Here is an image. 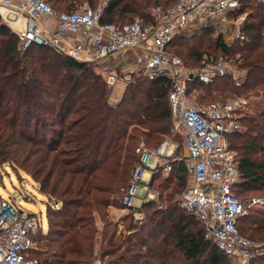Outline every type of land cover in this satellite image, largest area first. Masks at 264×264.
<instances>
[{"label":"trees","instance_id":"16d2710c","mask_svg":"<svg viewBox=\"0 0 264 264\" xmlns=\"http://www.w3.org/2000/svg\"><path fill=\"white\" fill-rule=\"evenodd\" d=\"M47 1L58 11H72L82 0ZM89 2L97 9L100 0ZM175 2L107 0L101 21L154 22L152 6L165 8ZM244 2L239 12L248 11L243 24L247 38L232 44L222 34L215 39L219 51L245 72L240 83L232 72L218 74L211 82H188L190 92L200 89L202 102L249 99L248 108H241L244 130L229 136L230 141L239 137L234 145L240 152L241 177L235 186L240 198L264 190V3ZM174 37L168 46L171 52ZM27 48H21L19 37L0 15V158L6 162L16 150L28 155L41 191L57 201V206H48V231L39 230L32 255L43 264H94L96 258L115 253L116 259L106 264H231L230 257L206 238L201 219L182 208L181 200L173 201L188 176L184 162L174 163L158 184L168 188L175 180L178 187L166 195L167 209H155L154 219L131 221L128 228L134 231L127 240L116 237L118 225L109 218L111 207H126L123 197L140 162L136 148L141 142L156 147L172 134V81L133 72L122 99L114 104L107 78L92 67L101 61L81 60L36 43ZM62 143L65 146L59 148ZM164 167L155 171L153 187ZM146 206L126 208L142 212ZM258 209L243 215L238 225L240 230L254 225L253 232L261 231L264 238V213ZM42 238L49 248H42ZM259 260L253 264H264V258Z\"/></svg>","mask_w":264,"mask_h":264},{"label":"built area","instance_id":"2783aa9c","mask_svg":"<svg viewBox=\"0 0 264 264\" xmlns=\"http://www.w3.org/2000/svg\"><path fill=\"white\" fill-rule=\"evenodd\" d=\"M244 1L176 0L166 9L151 7L149 12L154 22L137 19L123 24L102 22L104 7L94 9L89 3L72 11H58L47 0H0V15L19 37L23 49L36 43L81 60L101 62L114 54H133L137 65L130 73L141 71L150 79H170L174 127L186 129L187 155L179 154L177 144L169 138L156 147L141 142L136 148L140 162L132 174L123 204L136 207L143 190L145 202L155 197L145 184L149 167L165 161L164 169L170 173L174 163L184 162L192 182L182 194V208L201 219L206 238L221 251L239 259L241 264H250L252 259L264 256V241L255 242L242 235L238 220L253 209L264 208V196L240 198L235 192L241 177L240 152L233 147L229 136L244 129L240 113L242 101L188 104V81L198 77L210 82L218 69L227 72L226 66L220 62L221 68L208 64L187 71L182 58L168 50L176 33L194 29L197 23H200L198 27L221 24L227 34L232 30L235 35L233 41L225 39L228 44L236 39H246L243 22L248 11L239 12ZM257 1L264 3V0ZM1 9L10 17L7 18ZM231 20L233 23L229 28L226 25ZM129 72L122 75L114 71L109 75V81L128 83L131 80ZM233 75L239 84L240 77L234 72ZM134 215L136 218L141 216L139 211ZM42 227L43 221L38 215L2 196L0 264H43L40 258L32 255L37 249L35 236Z\"/></svg>","mask_w":264,"mask_h":264},{"label":"rangeland","instance_id":"374dc122","mask_svg":"<svg viewBox=\"0 0 264 264\" xmlns=\"http://www.w3.org/2000/svg\"><path fill=\"white\" fill-rule=\"evenodd\" d=\"M106 2L107 0H100V2L97 4L96 7L103 6ZM85 3H89L91 5L89 0H82L80 1V3H78V7H81ZM51 4L56 9H58L57 6H55L52 2ZM155 6H158V5H155ZM159 7L163 8L161 5H159ZM166 8L167 7L163 9H166ZM62 10H65V9H62ZM246 18L244 19V21L246 20ZM232 23L233 21L231 20L230 23H228V25L226 26L230 28ZM196 25L197 27H195L194 30L185 29V30L180 31L179 33H176L177 35L176 34H175L176 36L174 35L175 37H174L173 45L171 48L172 51L175 52V54L179 55L182 58V61L187 71L193 70L196 68H202L208 64L221 68L219 63L222 62L224 66H226L227 72L223 73L220 69H218L217 75H214V78L217 77L218 74L225 75L230 72L232 73L234 72L236 76L238 75L240 78H243L242 76H244L245 72L243 70L239 71L237 66H234L233 62H231L226 56H224L219 51L216 45V42H215V39L220 34H222L227 41H233L232 38L235 35L234 32L229 29L231 33L227 34L226 31H224V28L221 24L210 25L209 26L211 27L210 32H196L195 29L202 28V27H198L200 23H197ZM195 51L197 53H202L203 57L199 59L197 55H195V53L194 54L192 53ZM117 55L118 54L114 55L113 57ZM131 57L133 56L131 55ZM115 58L111 59L112 62L109 65L106 64V61L101 62V64L98 62L92 64V67L97 72L104 74V76L107 78L108 83L111 85L109 100L111 101V103H114V104H116L122 99V96L127 86V82L123 80H117L114 82H110L109 75L114 71H116L118 74L124 75L130 70L129 65H128L129 67L127 66L126 69L124 68L125 71H123L121 67H117L119 62H116L117 59ZM131 64H133V61L131 62ZM133 72L136 74L141 73V71H132L131 73L129 72L131 78H133V74H132ZM195 78H198V77H194L193 79ZM198 79L201 80L200 78ZM202 82H205V81H202ZM199 93H200V89L191 90V92L189 93V99L187 103L192 104V105H198V104H207L209 102L222 101V98H217L212 101L210 100L206 102L199 101L198 99ZM236 99L241 100L243 107L248 108L249 99H246L243 97H229L224 100H236ZM241 116H243L242 113H241ZM167 138L173 140L179 147L178 149H182L184 145H186L187 143L186 129L183 126L174 127L172 134L166 137L165 139ZM238 141H239V137L235 135L231 139V143L234 147ZM64 146L65 144L62 143L60 144L59 148H63ZM31 163L33 164V160L30 159L28 155H26L25 153L21 151L17 153V150L16 152L10 153L6 162L3 161V157L0 158V197L4 196L6 198H9L13 200L16 203V205L22 206L23 208L28 209L30 212L38 215L43 221V227H42L43 230L47 232L48 227H49L47 209H48V206L51 204L57 206V201L55 203L54 199L50 198L46 193L41 191L39 181H37L31 174L32 173L31 169H33V166ZM164 176L165 175L163 174L162 176H160V178L157 181H155V186L153 188L154 194H155L154 198H151L150 200L145 202L144 201L145 196L143 194L141 195L143 197L141 199L143 200H141L139 203H136V207L134 208H137V209L141 208L144 204H148V206L144 207L142 212L139 211L141 215L139 218H136L134 215L137 210L129 209L126 207H115V208L112 207L113 209L112 208L109 209L110 220H112L114 223H117L118 225V231L116 235L118 239L121 238L123 240H127V235L128 234L130 235L134 231L132 228L131 229L128 228L129 225L131 224V221L133 220L137 221L140 219H144L145 217L148 219L149 216L151 220L156 217L155 215L156 211H154L155 209H159L161 207H162L161 209H167V206L169 205V203L166 200V195L172 192L173 188L177 186H176V183L174 184L175 182L174 180L171 186H169L168 188H159L158 184L161 182ZM185 187H186V184L180 186V188L177 190L178 192L175 193V197L173 201L176 200L177 202L178 201L180 202V198H181L182 192L184 191ZM248 193L251 195L264 196V190L255 191V192L250 191ZM257 211L264 213V208H259ZM258 218H261V217H258ZM137 224H140V223H137ZM253 228H255L254 225L252 226L244 225V227L241 228L242 235L247 236L249 239L255 242H263L264 238H262L261 231L255 230V232H253ZM41 242H42V248L44 247L49 248L47 245V242H45V238L44 239L42 238ZM150 242H153V240H151ZM37 248H38V244H37ZM99 248L100 247H98L97 245L96 251H98ZM122 250L123 248H121V251ZM117 256H118V253H115V255L113 256L107 255L105 256V259L98 257L94 261V264H96L97 261L102 262V264H106L108 260H110L111 258L115 260ZM262 258H264V256L256 257L251 260L250 264H253L256 261V259L257 261H260L259 259H262ZM230 261H231V264H241V261L236 258L230 257ZM114 264H119V263L115 261Z\"/></svg>","mask_w":264,"mask_h":264},{"label":"crops","instance_id":"0c3cea01","mask_svg":"<svg viewBox=\"0 0 264 264\" xmlns=\"http://www.w3.org/2000/svg\"><path fill=\"white\" fill-rule=\"evenodd\" d=\"M114 55H116V54H114ZM131 55L133 57H131ZM113 56L105 59L103 62L106 61V64L109 65L112 62L111 59L117 57L115 59H117L116 62H119V63H118V65L117 64L116 65H117V67H121V69H123V71H125V69L127 68L128 65L130 66V67L128 66L129 69H130L129 71H131L137 65L136 64L135 55H133V54L118 53L117 56H115V57H113ZM132 61H133V64H131ZM178 148L179 147L177 146V152L179 154L183 155L184 157H186L187 151H186L185 145H184V147L182 149H178ZM163 164L165 165V161H162V163L159 164V165H157V166L149 167L148 170H147V172H146V174H145V184H148L151 192H154V190H153L154 187H153L152 184H153V181H154L155 171L158 169L159 166H161ZM163 173H164L165 176H168L169 175V173H167L165 169H163ZM191 182H192V180H191V178H189V176H187V178L184 179V183L187 184V185H189ZM144 192L145 191L143 190L141 195H143ZM141 195H140L139 200H138L137 203H139L142 200L141 198H143V197ZM181 197H182V195H181ZM180 200H181V198H180ZM113 208H115V207H113Z\"/></svg>","mask_w":264,"mask_h":264},{"label":"bare ground","instance_id":"6f19581e","mask_svg":"<svg viewBox=\"0 0 264 264\" xmlns=\"http://www.w3.org/2000/svg\"><path fill=\"white\" fill-rule=\"evenodd\" d=\"M1 10H2L3 13L6 15L7 18L10 17L7 11H5V10H3V9H1Z\"/></svg>","mask_w":264,"mask_h":264}]
</instances>
